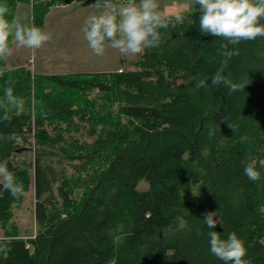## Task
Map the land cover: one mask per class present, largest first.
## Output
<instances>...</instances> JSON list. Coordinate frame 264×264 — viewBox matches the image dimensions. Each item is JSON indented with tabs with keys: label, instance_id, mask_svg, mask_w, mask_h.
<instances>
[{
	"label": "trees",
	"instance_id": "1",
	"mask_svg": "<svg viewBox=\"0 0 264 264\" xmlns=\"http://www.w3.org/2000/svg\"><path fill=\"white\" fill-rule=\"evenodd\" d=\"M73 1L0 4L11 21L19 2L31 3L39 27L52 7ZM198 18L188 11L183 23L160 29L161 43L141 54L136 72L32 75L19 68L0 77V164L24 189L13 196L0 187V264H222L209 250L202 220L209 211L223 224L216 231L243 240L247 264H264V168L257 163L255 182L243 174L246 162L264 160V38L232 45L200 33ZM218 70L249 83L232 94L196 86ZM109 80L138 90L122 94L120 112L146 127L127 130L136 139L112 160H46L59 154L49 127L101 114V99L90 92L116 99ZM8 87L23 100L21 111L5 99ZM161 99L177 101L165 117ZM34 134L36 159L9 160L28 150ZM141 181L147 190L138 189ZM31 186L37 232L25 239L15 209Z\"/></svg>",
	"mask_w": 264,
	"mask_h": 264
},
{
	"label": "rangeland",
	"instance_id": "2",
	"mask_svg": "<svg viewBox=\"0 0 264 264\" xmlns=\"http://www.w3.org/2000/svg\"><path fill=\"white\" fill-rule=\"evenodd\" d=\"M175 1L181 4L182 12L180 13L185 14L188 11H192L189 7L191 0ZM90 2L88 0H74L70 4L52 7L45 16L43 25L39 26L43 30L50 32L52 38L38 49L17 47L13 44L12 55L0 59V77L9 75L8 73L19 68L26 69L32 75H64L91 71L110 72L117 68L118 73L116 74L118 75L138 71L139 68L136 67V64L141 54L124 57L121 56L118 50L111 47L106 48L103 56L92 54L82 31L86 18L99 11L95 8L96 6L86 9V4L95 5V3ZM114 2L126 3L128 0H114ZM170 2L172 0H159L160 10L163 12ZM183 5L185 6L184 10ZM31 8V3L19 2L15 20L19 19L21 22L34 23L36 25L33 21ZM122 71L123 73H121ZM109 82H112L115 87L113 91L117 95L116 99L107 98L104 92H100L97 89L90 92L91 98L101 99L96 107V110L99 109L101 114L73 117L70 123L56 122L55 129H50L49 127L48 133L55 143L53 149L57 150L59 154H47L46 160H55L56 163L58 160H112L116 152L122 148V144H127L136 139L133 134H128L127 130L146 127L144 122L128 120L120 112L123 104L122 94L126 90H133L134 92L138 90L119 86L113 80H109ZM176 105L177 101L173 99H163L161 106L163 117L167 116ZM2 138L0 134V140ZM115 141H117V144L114 143ZM26 148L29 151H24L21 154H19V151L15 152L9 160H17L19 163L24 160H35L37 152L35 134ZM206 154L207 151H204L203 156L206 157ZM5 164L4 162L0 166L5 168ZM68 172H72L71 167L68 168ZM58 185L59 183H56L54 187ZM0 187H3L2 180H0ZM148 187V183L145 181H141L138 184V189L141 191L147 190ZM35 202V189L31 186L25 192L21 206L15 209V223L19 231L18 237L26 239L35 236L37 232ZM1 238H4V232L0 227Z\"/></svg>",
	"mask_w": 264,
	"mask_h": 264
},
{
	"label": "clouds",
	"instance_id": "3",
	"mask_svg": "<svg viewBox=\"0 0 264 264\" xmlns=\"http://www.w3.org/2000/svg\"><path fill=\"white\" fill-rule=\"evenodd\" d=\"M95 6L98 13L86 18L82 31L88 48L96 56H103L108 47L124 57L143 54L159 46L160 29H166L171 22L180 24L185 20L184 13H176L170 19L169 14L160 10L159 0H128L126 3L95 0ZM189 7L199 13L202 34L223 38L232 45L264 38V0H191ZM6 16L7 8L0 4V59L12 55L13 44L38 49L52 38L50 32L34 23L10 21ZM227 55L233 53L230 51ZM248 83L229 79L218 70L211 77L200 79L196 86L204 88L210 84L232 94L244 90ZM4 97L17 111L23 109V100L13 95L11 87L4 89ZM257 163L264 168V160H249L243 167L244 176L253 182L261 179ZM0 180L13 196L23 195V186L2 166ZM202 220L208 229L209 250L222 264H247L243 240L235 232L224 236L215 230L217 224L223 227L217 211L206 212Z\"/></svg>",
	"mask_w": 264,
	"mask_h": 264
},
{
	"label": "crops",
	"instance_id": "4",
	"mask_svg": "<svg viewBox=\"0 0 264 264\" xmlns=\"http://www.w3.org/2000/svg\"><path fill=\"white\" fill-rule=\"evenodd\" d=\"M91 6H95V5L86 4V9H90ZM186 7H187V4H186ZM184 8H185V6L183 5V10H184ZM163 12L169 14V17L176 14V13H180V12H182L181 4L175 0H172V2L168 3V5L164 8ZM111 71L117 72L118 68L116 70H111ZM86 73H100V72L99 71H91V72H86Z\"/></svg>",
	"mask_w": 264,
	"mask_h": 264
},
{
	"label": "water",
	"instance_id": "5",
	"mask_svg": "<svg viewBox=\"0 0 264 264\" xmlns=\"http://www.w3.org/2000/svg\"><path fill=\"white\" fill-rule=\"evenodd\" d=\"M90 0H88V2H89Z\"/></svg>",
	"mask_w": 264,
	"mask_h": 264
},
{
	"label": "built area",
	"instance_id": "6",
	"mask_svg": "<svg viewBox=\"0 0 264 264\" xmlns=\"http://www.w3.org/2000/svg\"><path fill=\"white\" fill-rule=\"evenodd\" d=\"M121 71V70H120Z\"/></svg>",
	"mask_w": 264,
	"mask_h": 264
}]
</instances>
